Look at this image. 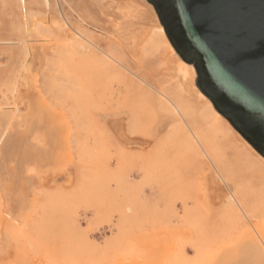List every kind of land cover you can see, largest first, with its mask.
<instances>
[{"label":"rangeland","instance_id":"obj_1","mask_svg":"<svg viewBox=\"0 0 264 264\" xmlns=\"http://www.w3.org/2000/svg\"><path fill=\"white\" fill-rule=\"evenodd\" d=\"M43 24L36 27L41 39L29 37L43 44L42 55L30 66V87L19 96L17 90L7 95L19 115L27 110L28 96L41 90L69 139L59 149L64 151L62 166L45 167L40 176L35 221L21 228L34 257L111 264L128 251L141 253L150 243L165 246L169 241L176 248L166 259L180 251L177 263L204 264L246 222L264 221V184L247 166L242 168L246 162L258 163L260 154L234 138L240 132L221 112L227 123L214 118V104L209 108L208 98L196 93L197 75L194 89L179 90L180 79L165 68L167 49L158 28L152 38L129 48L98 40L94 28L59 34ZM73 34L84 40L86 52L73 46ZM0 57V64L7 62L8 54ZM173 104L204 137L230 189L206 155L190 146ZM18 126L25 128L21 122ZM37 140L44 138L38 134ZM235 191L242 193L246 211L229 200Z\"/></svg>","mask_w":264,"mask_h":264},{"label":"bare ground","instance_id":"obj_2","mask_svg":"<svg viewBox=\"0 0 264 264\" xmlns=\"http://www.w3.org/2000/svg\"><path fill=\"white\" fill-rule=\"evenodd\" d=\"M156 21L154 7L146 0H0V55L8 54L7 62L0 64V97H2L0 99V264H71L62 263V260L61 263L45 262L41 258L34 257L21 238V232L24 231V229L21 231L22 226L31 225L29 223H33L36 218L32 214L36 211L35 206L39 196L35 193L37 186L41 185L40 182L43 183L40 176L45 173L47 167L62 166L64 161L61 152L64 151L59 152V149H63L69 141L64 135L63 124L58 121L60 115L48 102H45L41 90L39 92L36 89L35 93L28 96L27 110L24 113L14 114L8 104V93L13 94L14 90H17L19 96L23 90H27L24 87H30L28 78L32 76L31 69H34L30 66L35 65L34 61L38 55H42L40 50L43 49H41L43 44L40 47L38 43L29 41L36 36L40 38L36 27L44 23L59 34L71 29L76 35L80 33L82 27L94 28L99 31L98 34L96 33L98 40L106 41L108 44L117 43L121 47L137 44L140 46L139 44L145 39L152 38L153 30L158 28L167 49L163 54L164 57L162 56L166 70L180 79L179 90L188 92L194 89L193 82L197 75L194 65L182 59L166 36L165 29ZM80 39L73 34V46L82 52L86 45L84 40ZM105 54L111 60H115L110 51ZM177 54L183 61L177 57ZM112 66L114 69L118 68L116 65L112 64ZM199 91L196 92L199 98L203 97L204 100L208 98L209 108L212 109V100L200 88ZM163 95L166 94L162 92ZM3 101L6 102L5 105L2 104ZM173 105L175 112L184 122V130L190 146L192 145L199 154L202 152L206 155L207 160L211 161L216 170L215 174L230 189L226 182V174L224 175L219 166L220 161H217L212 154L204 137L185 117L182 109ZM213 114L216 120L224 123L229 121L218 110L213 111ZM20 122L25 124V128L19 129ZM38 134L44 138L41 143L37 140ZM240 134V137L235 134L234 138L242 142L247 150L252 146L257 151ZM257 152L260 154L259 158H256L258 163L246 162L242 164V168L247 166L251 174H256V182L264 184V156ZM249 153L246 152V155L249 156ZM244 177L249 178L248 175ZM241 195L242 193L235 191L231 192L228 198L236 202L244 211L245 199ZM149 245L143 248L141 253L125 251L126 254L122 255V258L115 259L111 264H179L181 262L177 258L180 251L174 253L176 258H172L173 254H171L170 259H166L167 253L173 251L171 248H176L175 244L170 245L167 241L165 246H162L157 245L155 241ZM204 264H264V221L258 222L253 219L246 222L238 235L231 237L228 242L214 250Z\"/></svg>","mask_w":264,"mask_h":264},{"label":"water","instance_id":"obj_3","mask_svg":"<svg viewBox=\"0 0 264 264\" xmlns=\"http://www.w3.org/2000/svg\"><path fill=\"white\" fill-rule=\"evenodd\" d=\"M196 83L264 156V0H147Z\"/></svg>","mask_w":264,"mask_h":264}]
</instances>
